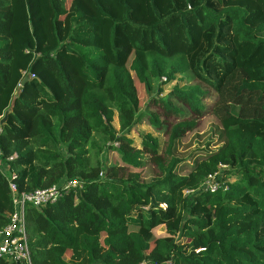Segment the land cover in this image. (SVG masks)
Masks as SVG:
<instances>
[{"label":"trees","instance_id":"trees-1","mask_svg":"<svg viewBox=\"0 0 264 264\" xmlns=\"http://www.w3.org/2000/svg\"><path fill=\"white\" fill-rule=\"evenodd\" d=\"M44 6L53 47L26 56L27 1L0 0V232L8 181L75 180L26 206L31 264H264V0ZM206 118L219 142L180 159Z\"/></svg>","mask_w":264,"mask_h":264},{"label":"rangeland","instance_id":"rangeland-1","mask_svg":"<svg viewBox=\"0 0 264 264\" xmlns=\"http://www.w3.org/2000/svg\"><path fill=\"white\" fill-rule=\"evenodd\" d=\"M26 1L28 4V8H26L27 14L23 18V25L18 24L19 30L17 31L16 46H21L23 42H27V48L29 49L24 48L23 51L24 55L29 56V54L35 53L40 49L45 50L52 48L53 41L49 29V15L44 6L45 0H23L24 4H26ZM112 1H114L117 8L113 11L115 16H120L122 12V0ZM24 55L22 53L21 56ZM26 63L27 61L25 58L14 62V71L18 74L17 80L20 76L21 78L24 76V72H26L24 66ZM172 87V84L163 85L162 95L165 96L169 94ZM216 127V123L210 118H206L201 122L199 121L196 125L195 131L177 144L176 155L182 160H187L189 154H193V150H196L197 147L203 146V144L207 141L211 142L210 148L212 149L219 142L218 133L215 132ZM147 129L148 128L142 124L140 126H136L134 130L147 132ZM147 162L146 158H143V166H146ZM0 170L6 171L5 167L1 163Z\"/></svg>","mask_w":264,"mask_h":264},{"label":"built area","instance_id":"built-area-1","mask_svg":"<svg viewBox=\"0 0 264 264\" xmlns=\"http://www.w3.org/2000/svg\"><path fill=\"white\" fill-rule=\"evenodd\" d=\"M0 172L2 174L5 173L4 170ZM79 186L78 181L69 180L60 186L18 195L15 185L8 181L12 212L9 216L8 224L0 232V262L5 259L12 260L15 263L31 264L27 243L26 206L42 207L52 204L61 198L64 192L76 189Z\"/></svg>","mask_w":264,"mask_h":264},{"label":"water","instance_id":"water-1","mask_svg":"<svg viewBox=\"0 0 264 264\" xmlns=\"http://www.w3.org/2000/svg\"><path fill=\"white\" fill-rule=\"evenodd\" d=\"M29 77H30L29 75H26L23 78L22 83L26 82L29 79ZM22 83H21V85H22ZM8 112L9 111L5 112L4 116L1 118V120H0V126L5 122Z\"/></svg>","mask_w":264,"mask_h":264}]
</instances>
